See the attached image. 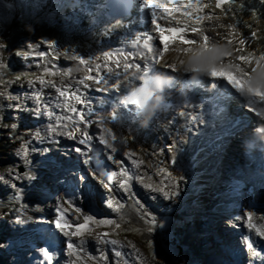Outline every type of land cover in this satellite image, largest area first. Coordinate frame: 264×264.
Segmentation results:
<instances>
[{
  "label": "snow or ice",
  "instance_id": "snow-or-ice-1",
  "mask_svg": "<svg viewBox=\"0 0 264 264\" xmlns=\"http://www.w3.org/2000/svg\"><path fill=\"white\" fill-rule=\"evenodd\" d=\"M179 3L180 6H177ZM237 0H216L215 7L220 8L222 11L225 4H235ZM171 6L166 5L162 0H141V7L145 10L147 16L150 18V24L152 27V34H144L143 36H137L135 38L133 47L138 45L141 40H143V47L146 52L131 51V50H117L113 51H101L98 55L92 57H83L73 53L71 59L78 60L79 64L86 65L85 71L92 73L95 71V75H85L78 78L77 82L87 91H98L105 95L109 91L115 93L119 92L120 85L122 82H127V85L134 86L131 88L130 92H126L123 99L117 100L115 103H110L108 107L102 111L97 112L92 104V101L87 97L85 91L81 88H75L71 85L68 89L63 87H58L55 83L51 81H45L41 76L39 78V84L41 87L47 86L52 87L57 94L56 105L58 108L67 111L69 114L66 116H60L56 121V124H60L62 121L70 122L73 127L71 131L59 132L57 126L50 125V131L53 134L64 136L68 139L77 141L75 132L80 131L82 133V138L77 142L83 147H74L73 152L79 153L81 157V162L85 166H90L92 171L88 175L93 178H98V176H103L104 179H100L99 183L103 185L109 192H111V183L118 184L119 188L124 191L128 190L130 186V181L134 178L139 179L135 173L131 172L125 165L123 159H119L115 156L117 152V147L114 146L117 141V133L113 130V127L108 125L120 126L123 122L124 115H122V110H127L129 114L134 116L146 117L148 115V110L154 100V98L159 95L158 87L163 86L167 89L171 87V83L166 81L163 77L167 75L159 69L156 65L160 64L164 60L165 54L170 51V46L175 45L177 42L181 45H187L185 49L173 48V51H183L185 55L189 58L187 60H181V71L184 73L191 74V81L195 82L197 85L200 83L201 78H211L213 80H219L223 82V86L242 97L243 104L248 108L249 111H256V107L259 106L260 112L257 114L264 115V69L261 65L257 63L256 69L253 73L249 74L244 72L239 65H234L231 62L225 64V58L232 57L233 51L228 47L220 46L217 43L210 46V38L207 34H204L203 30L200 28H188L185 24L184 27H178L171 23L175 19V15L179 13L184 17H189L200 23L205 18L207 19H219L215 17L212 13H205L204 15H197L196 13H201L203 9L209 7V3L205 0H188L187 4H184L182 0H169ZM243 7V5H242ZM235 15V13H233ZM184 23L183 21H176V24ZM117 27L124 26L122 22L117 21ZM221 27H229L235 29L236 25H220ZM251 27V25H247ZM189 33H197L202 37V42L197 39L191 38ZM236 33L230 32L229 35H234ZM256 38V32L253 31L250 37L239 39L240 45H246V43L252 39ZM227 39V44L232 45L233 40L225 37ZM47 43V48L55 49L57 46L53 42L41 41L40 44ZM199 45V47H191ZM40 45L38 44L37 47ZM6 45L0 43V48H5ZM27 49H32L33 45L31 43L26 45ZM47 48L44 51L39 52V57L43 58L47 55ZM241 48H236L235 51H241ZM214 53L213 55H206V53ZM151 54V55H149ZM22 58H28L32 55L30 51H25L21 53L17 52ZM250 56H255V51L249 54ZM236 59L241 62L251 63V60L244 56H238ZM137 60L144 61L143 64L137 62ZM260 61H264V54L259 56ZM100 61V62H98ZM95 62V68L93 69L92 64ZM2 66V65H0ZM165 67L171 69L172 71L177 70V65L174 63H165ZM235 69V71L231 69ZM129 70H132L131 72ZM49 70L45 69V74H48ZM51 74H55L53 71ZM21 77H17L20 79ZM91 81V83H88ZM34 81H29V84H34ZM99 86V87H94ZM62 98V99H61ZM35 100L38 102V111L41 114H46L50 119L55 116V112L51 110V106L46 103H41L42 97L38 92L35 96ZM167 105H161L160 108H166ZM183 108L187 109L193 107L198 109V105H182ZM179 115L184 117L186 120L192 123H201V117L190 114L185 111H180ZM78 118V119H77ZM95 118V119H92ZM93 123H98L101 125L100 133L90 134L88 129L93 125ZM81 125L83 127H81ZM64 128L68 127V124L62 125ZM39 137V133H37ZM109 138L112 143L109 142ZM42 139V138H41ZM95 139V143H93ZM58 142V141H57ZM120 144L127 143L126 139H120ZM97 145L102 146V149L97 150ZM175 146L170 145L168 151L172 152ZM110 150V151H106ZM19 155L21 158H26L28 156V149L24 148L20 151ZM125 156L135 155V153H124ZM104 156L107 161H110L118 166V170L115 171H103L98 172L99 165L101 163L100 157ZM25 163H29L25 159ZM171 163H176V158L173 155L171 158ZM132 164L139 166L138 162L133 160ZM165 171L168 176H171L176 183L172 184L171 191H165L161 187H153L152 185H147L154 192H159L166 199H171L173 196L179 195L178 192V181L183 179L182 177L173 176L171 171L167 169H161ZM25 176L30 180H35L34 175L25 174ZM118 177H123L122 180H118ZM15 179H22L21 176H15ZM0 177V180H3ZM87 176L78 175L75 177L76 191L72 193V196L65 198L61 197L60 202L56 204L57 218L50 221L53 225L54 230L58 237L66 238L64 243L66 245V250L68 253L74 257L71 264H76L80 260L79 252L83 251L82 245L74 242L72 237H83L85 231L91 222L96 224H112L113 221L106 219H95L91 214L84 215V223L75 226L74 231H66L65 228L68 225V220L65 219L64 204L69 203L75 206L77 201L82 199H87L91 193L87 190L85 181ZM109 181L111 183H109ZM85 184L83 189H80V185ZM12 187H16L15 184ZM73 197L75 199H73ZM107 206L112 208V200L108 199ZM76 212H80L81 209L77 206L75 207ZM118 210V209H116ZM247 225L249 229H256L259 236L264 237V231L260 229L255 224L251 223L253 213L249 211L246 213ZM22 222V221H20ZM148 223L155 226L156 220L153 216ZM116 228H119V224H115ZM135 231H140L135 229ZM152 231V228H149ZM108 233H103L102 236H107ZM103 243H110L112 245H117L116 240H103ZM151 246V242H149ZM134 247V246H133ZM249 250H251L256 256H261L260 252H257L253 247L252 243L247 244ZM115 256L120 257L122 253L120 251L114 252ZM41 256L43 257L44 264H51L55 257V253L50 252L47 248L41 249ZM264 259V257H262Z\"/></svg>",
  "mask_w": 264,
  "mask_h": 264
},
{
  "label": "rangeland",
  "instance_id": "rangeland-1",
  "mask_svg": "<svg viewBox=\"0 0 264 264\" xmlns=\"http://www.w3.org/2000/svg\"><path fill=\"white\" fill-rule=\"evenodd\" d=\"M11 1H13V0H11ZM14 1L16 2V0H14ZM249 2H247V3H249ZM259 3H260V6L257 7L258 10H254L253 8L244 9L242 6H237L236 8L238 10L237 11L233 10V12L235 13V15H233L234 19L239 20L238 22H240L241 24H244V25H246L247 22H248V24H252V23H253L252 25L255 24V26H253V27H257L255 32H260V29L264 30V0H260ZM19 7H20V9H19L20 15L17 19V22H18L17 25H20L22 27L21 33L19 35H17L13 32H11L9 34H8V32H5V34L1 37L2 43L5 44L8 49L4 51L0 48V65H2V66H0V96L2 95V93H6L9 95L11 94V97L13 95H17V94H19V92L22 89L19 85L23 81H29L31 79L39 77L38 73H36L35 75L34 74L33 75L22 74L25 76H22L19 80H16L15 76L11 73L12 68L16 69V71L19 73H23L22 68L20 67L22 65V61L26 62V60H31L37 56V54L32 53V55L30 57L22 58L20 55H17V52L20 51L21 53H23L25 51H31V49L26 48L27 44L31 43L33 46H37L38 44L40 45V42L46 38V35H38V37L36 39H34L33 38L34 33L28 34V32L25 31V28L31 29L32 27L26 26L23 23L27 19V18L22 19V17H23L22 11H24L25 9L21 5H19ZM3 10H6V14H4ZM229 10H228V12H229ZM13 11H15V10H13ZM217 11L220 13L219 10H217ZM11 12H12V10L10 7H4L2 4H0V14L7 15ZM230 12H232V11L230 10ZM223 13L226 16L225 18L229 17L228 13L225 14V11H223ZM243 16L245 18H242ZM235 17H237V18H235ZM246 19H247V22H246ZM46 21L48 23H50L47 19H46ZM219 22L217 23V25L212 26L211 28L213 29V31H215L217 28L220 30V33H221L219 35L220 41L223 42L224 46H226V45L228 46L227 39H225V37L232 39L229 36V30L232 29V32H233V28L221 27L220 25L229 26V24L228 23L225 24V21L224 22L221 21L220 23ZM46 24L47 23H45V25ZM4 27H6V26H4ZM4 27H2V28H4ZM37 28L38 27H35L34 29H37ZM43 29H45V28H43ZM248 29L252 31V27H248ZM125 34H128V33H125ZM261 35H263V36L258 42L252 43L250 46L241 45L240 47H238V48L242 49L241 51H239V55L244 56V57L248 58L249 60H251L252 66L248 62H241L240 60H238L240 63L243 64V71L248 72L249 74L253 73V70L256 69V66L258 63L257 61L259 60V55L264 54V34L261 33ZM113 36L116 38V41H117L118 35L113 34ZM51 37L53 38V35H51ZM213 38L215 40V35L213 36ZM55 44L57 46L56 41H55ZM46 45H47V43H46ZM46 48H47V46H46ZM55 49H56V52L54 51ZM55 49H52V50L54 51L53 56L56 59L58 58V55H60L62 52H68L67 50H63V49H58V50H57V48H55ZM116 50H117V48H116ZM253 51H255L254 57L249 55ZM71 53L73 54V52H71ZM5 55H6V60H8V58H11V59H13V61H9V62L5 61ZM18 59L20 61L19 64L18 63L15 64L14 62L18 61ZM67 59H69V58H67ZM235 60H236V58H235ZM238 61L237 60L235 61L236 65H237ZM78 65L79 64L74 65L73 69L77 68ZM240 68H242V67L240 66ZM69 69L70 68L67 67L66 68L67 71L63 74V77L65 78V80L67 78L70 80V78L67 77L69 75ZM31 72H33V71H31ZM36 72H38V71H36ZM85 73H86V71H85ZM44 74H43V77H44ZM18 76H20V75H18ZM50 79L58 81V82H63L62 76H58L57 78L51 77ZM72 80L74 82H76L77 79L76 80L72 79ZM66 83H68V82H66ZM109 92H111V91H109ZM14 104H15V101H13V100L8 101L9 106H11V105L15 106ZM0 109H2L1 105H0ZM12 110L8 109L6 111V114H4L3 116L0 117V140H2V146L0 147V177L4 178L3 180H0V181L6 182L9 187H11L12 185L10 182L11 180H8V176L12 174L13 170L15 169V165H16V161H13L12 157L14 155V152H17V150L21 147V145H19L18 143H15V142H11V140L9 139V136L12 135V125H9V124H13V120L14 121L16 120V118H13V120L11 119L12 113H13ZM19 114H20L19 112L14 113L15 116H18ZM183 118L184 117H182V120H183ZM5 120H8V121H5ZM97 129H99V130H97ZM93 130H94V133H100V127H93ZM123 132H124V130H123ZM90 134H91V132H90ZM61 138H64V139H62V141L59 143V145H62L64 140L66 139V137H64V136H61ZM78 138H81V136ZM68 140L71 141L72 139H68ZM78 140L79 139H77V141ZM77 141H73L71 144L66 143L65 146L71 145L72 149H73L78 144ZM49 144H51V143H49ZM158 145L161 146V144H158ZM159 146L157 147L158 149H159ZM132 147H135V146H132ZM132 147L130 148V150H128L127 153H133L134 152L135 155L126 156V158L130 157L129 158L130 160H128V159L127 160L130 163H132L133 160L138 159V156H140L139 157L140 159L138 160V162L141 163V164H139V168H140V176L138 179L139 185H136L134 187V189L135 188H137V189L141 188L142 191L145 192V196L147 197V200H149V201L144 200V198L141 201L140 193H138V196H135L137 194L138 190L135 194H131L129 192L123 194V196L125 198L130 199L132 202H133V198L135 196L134 203L137 206V209L140 211V213L138 214V218L134 215H132V216L125 215L126 216L125 217L123 215V212H120V208L117 205L116 200H114V199H112L114 201V202L112 201V204H113L112 208H109L107 206L108 198L107 199L105 198L106 201H104V202H101V200H100V203H99V206L101 205L103 210L107 209L113 213L116 212V215L115 216L113 215L111 217H114V218L116 217V219L120 222V223H118L120 225L119 228L112 227V228H110V230L105 229L102 232V234L108 233V235L103 236V237H105V240L106 239L110 240V241H111V239L116 240L118 242L117 247L121 248L123 254L126 257L129 258L130 256H133V254H135L134 258H137V255H138L139 260L140 261L143 260V262H141L143 264H214L215 262L216 263L219 262V258H221V257H217V256H223V250L222 251L219 250L218 247L220 246L221 248L226 249V246L224 245V244H227L225 236L227 235L228 238H230V237L232 238V236H230V231H229L231 228H233L234 230L237 229V231L238 230L241 231L240 233H243L244 230H248L251 232L256 231L255 228L253 231V230L249 229L247 224L246 225L243 224V218L241 217L240 214H237L234 216H232L231 214H228V216H232L231 217L232 219L229 218L228 216H224V218L219 216L222 218V220H220L219 218H218L219 219L218 220L216 218L217 221H214V219H213L214 215H212V214L210 215V213H207V209H208L209 205L207 204L206 201H204L205 197L208 196V194L202 195L200 197L199 196H192V197L189 196V197L184 199L183 198L184 195L181 193L180 197L182 198V202H185L187 205V208H188L187 210H185L183 212V215L187 218V223H189V224L183 223L181 221L175 222V221L168 220L167 218H170V216H169L170 213H168V211L170 209H174V205H177L178 195L173 196L171 199H166L159 192H155L156 194H154V195L151 194L154 191H152L150 188H148L146 186L152 185L153 187L164 188L165 191H171L172 184L176 183L177 181H174L171 176H168L167 173L165 171H161V169H167L168 171H171L173 176H174V173L171 169L172 163L170 160H169V163H166L165 161L161 160L160 158H157L158 156L154 157V158H157V161H153L154 159L148 157L147 153L144 152L146 150L145 148H139V149H136V151H135V150H132L133 149ZM142 150H144V151H142ZM124 152L126 153L125 150H124ZM124 152L122 154H124ZM154 155H156V154L154 153ZM145 157L147 159H151L150 161H153L151 164H154V166L149 164L147 162V160L145 159ZM207 157H209V155ZM30 158L32 159V157H30ZM29 163L32 164V166H33L32 168H35V170L40 171L39 162H29ZM33 163H36L35 166ZM135 166L136 165H134V167ZM27 167L28 166L26 165V168ZM172 167H173V165H172ZM43 168H45V167H43ZM43 172H45L44 169H43ZM137 175H138V173L136 174V176ZM180 182H181V180H180ZM187 182H188V178L183 177V182L179 183V181H178V189L177 190L180 191V185L179 184H181L182 186H185L187 184ZM204 182L205 183H203V185H209L210 187L213 188V190L210 192L209 195H212L214 192L219 193V190L217 188H215L217 183H216V181H214V178H205ZM135 183H136V179L134 178L133 184H135ZM199 183L200 182L196 183L194 181V179L191 180V184L196 185L195 187H197L198 185H201ZM28 185L31 187H35V185L32 182H30ZM36 185H37V187H40L39 190L45 189V188H41L42 185H40V184H36ZM217 186L219 187V185H217ZM31 187H30V190H31ZM37 194H39V193L37 192L36 196H35V191H34V192H32V194L28 193V196H31V197L36 199V198H39L37 196ZM113 194H114V192H113ZM186 194L189 195L188 193H186ZM41 196H43V195H41ZM107 196L111 197L109 195L108 191H107ZM157 197H160V199H157ZM118 200L121 202L124 201L123 198H121V200L120 199H118ZM5 202H9V201H5ZM194 202L195 203L198 202L197 207H192V206H194ZM28 206H29L28 211H31V212H34L35 209H38V207L34 201H31L28 204ZM200 206H202V208H200ZM243 206H245V205L242 204V206H241L242 210L245 209ZM48 208H50V211L52 212V207H48ZM133 208L134 207L131 205L127 210H125V213H128V215L133 214L134 213ZM116 209H118V210H116ZM118 212H119V214H118ZM129 212H132V213H129ZM14 213H16V212L15 211H6V210H4L2 213L0 212V214L5 215V220H3V223H2V224H4L3 227H5L3 230L5 234L10 233L11 235H13V233H15V231H13L12 229H9V227L12 225H14V227L17 226V221L15 220V218L13 216ZM172 213H173V210L171 212V215H172ZM6 214H8L9 216H7ZM26 214L29 217H24L23 224L29 226L30 228L36 227L41 222H44L47 224V220H42L41 218H36V217H34V215H32L29 212ZM47 214H49V211H47ZM2 215H0V219H1ZM82 215L80 216L79 214H77V212H73V211L69 212V216L71 217V222H70V225H68V228H65V230L66 231H74L76 225L84 222V215L83 216ZM263 215H264V212H263ZM104 216L106 217L107 215L104 214ZM153 216L155 217L156 222H159V223L161 222L162 229L164 227H173V229L167 228L166 230H164L163 237L166 235V237L168 238L167 242H165V240H161V237L156 233V227H155L156 225L153 226L150 223H148V221ZM129 217H131V219H130L131 222L128 221L126 224L125 220H128ZM149 217H151V218L149 219ZM164 217H166V218H164ZM124 218H125V220H124ZM163 219H165V220H163ZM238 221H240L241 224H239ZM8 222H11V225H9ZM262 225H264V221H262L261 224L259 225L260 229L264 231V227ZM159 226H160V224L157 225V227H159ZM242 226H245L244 230L241 229ZM179 227L182 230L186 229L184 231V234L182 233L181 244L176 240V234H177L176 230ZM149 228H152V231H149ZM187 228H190L192 231H189ZM135 229H139L140 231L139 232L135 231ZM171 230L173 231V233ZM215 231H216V233H218V235L219 234L221 235V236H219L220 239H219L218 235L217 236L214 235V234H216ZM239 231L233 233V236H234L233 239L234 240H236L238 238L235 235L238 234V236H239ZM4 233L2 235H5ZM55 236H56L55 239L61 240V237H58L56 233H55ZM254 236H257V235H254ZM20 237L22 240L26 241V244H22L20 239L16 236L14 238H15V241L18 242V246L17 247L11 246V248H10V240L7 242V244H5V243L3 244L1 242V239H0V246L3 244L2 247L7 249V250H5L3 248L0 249V264H10V263H14V262L17 263V260H20L21 257H23L25 264H31L34 261V258L32 260V256L26 255V252L29 251L30 247H32V246H35V247L38 246L39 247V242H40L39 240H40L41 236H39L40 238L38 239L37 236H33L32 234L28 233V234H22V235H20ZM257 237H258V239H257L258 243L256 242V245L262 246L263 250H264V246H263L264 237H261V236H257ZM42 238H45V235L42 236ZM93 238H94V241L88 242V246H89V248H91L88 251L94 253V250L98 249L97 252L94 253L96 255L95 258L97 256L100 257L101 253L104 256V260L102 258L101 259L100 258L95 259L97 264H109L108 262H110V264H111L113 261L112 257H113V255L115 256L114 250L110 254H108L109 256H106L104 254V250L102 249L104 238L103 239L101 237H93ZM215 238L217 241H215ZM221 240H222V242H221ZM229 240L231 243L233 242L232 239H229ZM96 241H98V242H96ZM163 241L165 242L164 249L161 248V246L163 247V245H162ZM209 241L212 243V245L210 247H208V249L202 255H200V253L197 251V248H200L199 246H201L200 245L201 243H205V242H209ZM149 242H151V246H150ZM217 242H218V246L216 244ZM40 245H41V242H40ZM196 245H197V248H196ZM113 246H115V248H116V245H113ZM38 247H37V249H38ZM27 248H29V250ZM158 248H161L160 251L158 250ZM38 251H40V250H38ZM118 251H120V250H118ZM64 253H65V257L62 258V260H60V261H62V263L71 264V262L73 260H76V257L70 255L68 253V251L66 250V248H64ZM208 254H209V257H207ZM79 255H80L81 259L78 261H82L81 264H84V261L86 264H93V262L91 260V258H93V257H90L89 255H88L89 257L87 255L83 256L84 254L83 255L79 254ZM212 256H214L215 258ZM83 259H86V260H83ZM213 260H214V263H213ZM254 260L257 261V259H254ZM87 261H89V263ZM104 261L105 262L108 261V262L105 263ZM131 262H133V261H131ZM119 263L123 264L120 257H118V261L116 264H119ZM136 264H138V263H136ZM219 264H221V263H219Z\"/></svg>",
  "mask_w": 264,
  "mask_h": 264
},
{
  "label": "bare ground",
  "instance_id": "bare-ground-1",
  "mask_svg": "<svg viewBox=\"0 0 264 264\" xmlns=\"http://www.w3.org/2000/svg\"><path fill=\"white\" fill-rule=\"evenodd\" d=\"M13 1H11V0H0V4H2L4 7H10L11 10H12V12L9 13V14H7V15L0 14V31L2 30L1 29L2 27L6 26V32H8V34L11 33V32H13V33L19 35L21 33V28H22L20 25H17V23H18L17 22V19H18L19 15H20V12H19L20 7H19V5H21L24 9L31 8L32 6L34 7L33 9H35V4L31 5L29 3L28 4L22 3L20 0H16V2L15 1L13 2ZM241 1H243L244 5H246V6L249 4V3L245 2L244 0H241ZM247 1H250V4L249 5L253 4V9L254 10H258L257 9V7L259 6L258 0H247ZM205 2H208L209 3V7L203 9V11L201 13H196L197 15H204L205 13H212L215 16V14H217V13L218 14H222L219 19H215V18H213V19H207V18H205L202 21V23H199L198 24L199 27H200V29L203 30L204 34H210V42H209L210 46L212 44L217 43V42H218V44L220 46H224L223 42L220 41V38H219V35L221 34L220 33V30L217 28L215 31H213V29L211 28L212 26L217 25V23L219 21L220 22L221 21H223V22L225 21V24L228 23L229 25L231 24V25H236L237 26L235 29H233V32L236 33V34H234L233 37H232V40H233L232 45L231 46H227V45L224 46V47H228L230 50L233 51V56L232 57L225 58V64H227V63L231 62L230 61L231 59H235L238 56L237 53H236V51H235V45L239 43V39L250 37V34L252 32H249L248 31V28H247V24H248L247 19H246L247 24L244 25V24H241L240 22H238L239 20L234 19V17H230L229 16V17L225 18L226 16L224 15L223 11L220 8H216L215 7L216 0H206ZM177 6H180V5L177 4ZM227 7H230L231 8L232 14L234 13L233 10H236L237 11V8H236V6H234V4H225V5H223V9L226 10ZM53 9H54V12L57 11L56 6H54ZM13 10H15V11H13ZM217 10H219L220 13ZM3 12H4V14H6V10H3ZM227 13H228V11H227ZM137 15H140V19L142 21H137L135 19V16H134L132 18H128L124 23H122L124 25H128V30H123L122 27H118V29H120V30H113L112 32L108 33V35L105 34L106 36L104 35V36L100 37L99 39L91 40L90 43L84 42V39L83 38L72 37L70 34L60 33L58 31L57 32H54V33H52V35H53V39L57 43V47L56 48H57V50L58 49H63V50H67L70 53L73 52L76 55L83 56L85 58L98 55L101 51H113V52H115L117 50H123V46H126V44H123V43L122 44H119L118 41H116V38L113 36V34H116L117 35L119 33L118 31H121L122 34H125V33H128L129 34L130 31L133 29L134 26H135V28H140L141 31H144L145 29L151 30L152 27H153L150 24V18L147 16V14H146V12H145L144 9H139ZM22 16H23L22 19H26L27 18L25 20L27 22V25L26 24L25 25L26 26H29V27H32L31 29H28V28L26 29L25 28V31H27L28 34L29 33L30 34H33L34 33V30H36L38 34L44 35L45 29H43L42 27H39V24L41 23V17H35L33 19H30L31 14H29L26 10L22 11ZM235 18H237V17H235ZM242 18H245V17L243 16ZM46 19L49 22H51L50 14H47V18ZM189 19H190L189 17H184V16L180 15L179 13H177L175 15V19L172 20L171 23L174 24L175 26H178V25H182L183 23L176 24V21H183V22L185 21L186 23H190ZM65 22H66V24H69L68 21H65ZM109 23H114V25H116L117 20H112ZM190 24H192L194 27L196 26V24H194V22H191ZM252 24H249V25L255 26V24L254 25H252ZM47 25L48 24H46V26ZM35 27H38V28L37 29H34ZM47 27H50V26L48 25ZM87 28H88V30L90 32H94V28L91 27L90 25H88ZM254 30H256V28ZM66 31H68V29ZM131 35H133V34H131ZM189 35L191 36V38H194V39H197V40L200 37L199 34H197V33H189ZM214 35H215V40L213 38ZM134 37L136 38L137 36H134ZM198 41H201L202 42V37ZM187 47H190V46L181 45V44H179V42H177L175 45H171L170 46V51L165 54L164 60L161 61V63L159 64L161 66V68H164L165 70L169 71L170 69H168V68L165 67V63L166 62L167 63H174V64L177 65V70L175 71L176 75L177 76H181L182 74H184V72L181 71L180 61L181 60H187L189 57L187 55H185L183 53V51H173L171 49H173V48L185 49ZM191 47H199V45L191 46ZM116 48H117V50H116ZM213 54L214 53H211V52L206 53V55H213ZM149 55H151V54H149ZM98 62H100V61H98ZM137 62H139L141 64L144 63V61H141V60H137ZM258 63L261 65V68L264 69V61H260L259 60ZM232 64L236 65L235 62L232 63ZM92 66L95 68V62L92 64ZM86 67H87L86 65L79 64L77 66V68L73 69L72 73L74 71L75 72H78V71L85 72ZM231 70L235 71L234 68L231 69ZM129 71L131 72L132 70H129ZM86 75H89V73L86 72ZM205 79L207 80V83H208L209 86L215 84L216 82H220L219 80H213L211 78H205ZM66 82H69V79L68 78L65 80V83ZM88 83H91V81H89ZM95 87H99V86H95ZM128 87H129V85H127V82H122L121 85H120L121 91L127 89ZM116 98H117V96H116ZM90 100H92V102H96L95 101V98L94 99H90ZM106 100H107V98H105L104 96L98 98V101L100 103L99 106L97 107L98 110L100 109L101 111H104L103 109L105 107L104 108H102V107L103 106H106V103L107 102L110 103L112 101L111 99H109L108 101H106ZM240 103L243 104L242 101H240ZM97 108H96V110H97ZM180 111H185L187 113H189V111L188 110H185V109H179L178 110L177 123H178L179 126L184 127V130H186L187 124L184 122L185 119L183 118V120H182V117L179 115V112ZM259 112H260V109H259V106H257L256 107V111H250L249 114L253 117V121L254 122H258L262 126V125H264V115L257 114ZM190 114H194V113L191 112ZM222 115H224V113ZM221 122H222V118H221ZM108 126L109 127H113V130L117 133L118 139H117V141L114 144V146L117 147V149H118L117 152L115 153V156L117 158L123 159V160H125V159L130 160L129 159L130 157L129 158L128 157L126 158V156L124 154H122V153L124 152V150L127 153L128 150H130V148L132 146H135V147H132L133 148L132 150H136V149H139V148H145L146 150L145 151L142 150V151L146 152L147 153V156L150 157V158H153L154 159V157H157L158 156V151L161 148V146H159L158 144H161V140H158L157 141L158 144L156 143L155 145H153L152 143H146V142L143 143V141H144L143 140V137H144V134L146 132H148L147 130L146 131H142L141 135L139 137H136L135 135H130L129 133H127L126 130H125V126L124 125H120V126L116 127V126H113V125L110 124ZM92 127H100V129H101V125L98 124V123H94L92 125ZM209 127L210 126H207V128H209ZM262 128H263V126H262ZM71 130H72V128H70L69 131H71ZM97 130H99V129H97ZM123 130H124V132H123ZM220 130H221V127L219 126L218 131H220ZM76 136L77 137H80V136H78V134H76ZM81 137H82V133H81ZM152 137H155V133L154 132H149V139L152 138ZM120 139H126L127 140V143L120 144L119 143V140ZM94 141H95V139H94ZM111 143H112V141H111ZM147 144H149V146ZM158 146H159V149L157 148ZM150 147H154V151H152ZM210 150H212V149H210ZM226 150H228V149H226ZM229 152H231V151H229ZM229 152H226L224 155H222V160H225L226 154L229 153ZM154 153L156 155H154ZM236 154L239 155L240 152L239 153H236ZM208 155H209V157H206V160L207 161H210V163H212L214 161V159H216V156H214V153H211V155L208 153ZM139 157L140 156H138V160L140 159ZM58 159H60V158L57 157L56 153H54L53 160L56 161ZM74 159H75V156L73 155L71 159H68L67 160V164H70V162H72V160H74ZM148 160H151V159H148ZM52 163H54V162H52ZM35 164H34V166H35ZM81 164H82V162H81ZM138 164H141V163L138 162ZM61 165H62V163H61ZM151 165L154 166V164H151ZM27 166H28L27 167L28 169L33 167L32 164H30V163H28ZM39 167H40V171L39 170H35L33 172L34 173L33 175H41L42 173H44L43 172V169H44L43 167H45V165L42 163V164L39 165ZM72 168L73 167H66V166H64V167H61L60 168V171H59L58 167H53V168H51V170H53L54 172L57 171L58 174L60 173L59 175H62L61 173L67 172L68 170H71ZM137 170L140 172L139 166L138 167L135 166V171H134L135 175L138 173ZM44 171H45V169H44ZM121 178L123 179V177H121ZM70 179H71V181H74L75 180V177H71ZM117 179L118 180H121L120 177H118ZM31 182L36 187H37L36 184H40V185L45 186V187L49 185L47 182L45 184H43L42 182H39L38 180L37 181L34 180V181H31ZM85 184H86V187H88L89 184H88V181L87 180L85 181ZM85 184H81L82 189L85 187ZM132 184H133V180L130 181V187H128V190L127 191L119 190L118 188H113V190L111 192H109L106 188H104L103 186L100 185L99 188H98L99 197L101 195H103V194L107 196V191H108L109 192V195L112 197V199L116 200L117 205L119 206L120 209H122L123 212H125V210H127L132 205L134 207L133 208V212H135V214H136V211L137 210H136V208L134 206V203L130 199L125 198L123 196L124 193H128L129 192L131 194H135L137 192V190H138L137 188H135V189L133 188L134 190L132 189ZM227 187H228V185H222V187L220 188L221 190L219 189V192L220 193L218 194L219 196L216 197L217 198V201H215V200H209V201H207V203L213 202V203H211V207L209 208L210 211L212 209H214V208L217 207L216 210H215L216 211L215 214H212V215H214L213 216L214 221H217L218 218L220 220H222L221 217L224 218V216H228V214H231L232 216L237 215V214H240L241 217L243 218V224L246 225L247 224V216H246V213H248L249 211H251L253 213V216H252V219H251V223L252 224H255V225H257L259 227V225L261 224V222L264 221V215H263L264 207H262L261 205H259L258 208H256V209H249V208H247L246 204L244 202H241V201L239 202V204L241 206H242V204L245 205V206H243L245 208L244 210H242V209L237 210V208L234 207V205L232 207H230L229 202L228 201H223L222 198H221V197H223V198L224 197H229V196L232 195V193H231V195H229V192L232 191L231 190V187H229V190H230L229 192H227ZM232 187H234V186H232ZM37 188H40V187H37ZM64 190L67 191L68 190V186H66L64 188ZM34 191L36 192L35 189H34ZM113 192H114V194H113ZM151 194L154 195L156 193L155 192H152ZM234 195H237V194H233V196ZM111 197H109V198H111ZM121 198H123L124 201L121 202V201L118 200V199L121 200ZM233 200H236V198L231 196L230 197V202L233 201ZM82 208H83V212H82L83 215H85V214H91V215L94 216L95 219H106V220H109V221H113L114 222L112 224H100V225L96 224L95 222H91L89 224V226H88V229L85 231L83 237H73L72 238L74 240V242H76L77 244H80L81 241H83L82 247L85 250L84 255H87V256L89 255L90 257H95L96 255L94 253H96L98 249H95L94 250V253L89 252L88 251V249H89L88 242L89 241H91V242L94 241V238L93 237H101L102 238L103 237L102 236V232L105 229H110L112 227H115V224H118L119 221L115 220L114 217H111V216H113L114 213L116 214V212L113 213L110 210H102L104 212L101 211V213H104L105 215H107L105 217L100 212H98L97 210H94L91 207L85 208V205H82L80 207L81 211H82ZM210 211L207 210V213H210V215H211V212ZM129 213H132V212H129ZM217 214H219V215H217ZM125 215L132 216V215H134V213L133 214H129V215H128V213H125ZM219 216H221V217H219ZM232 216H228V217L231 218ZM238 223L241 224L240 221H238ZM262 226L264 227V225H262ZM244 228H245V226H242L241 227V229H243V230H244ZM250 230H253L254 231V228L253 229H250ZM229 231H230V236H232V238L231 237L228 238L227 235L225 236L226 241H227V244H224V245L226 246V249H223L220 246L218 247L219 250H221V251L223 250V254L225 256L227 254H229V253L231 254V253H233L235 251L234 249L233 250H230L227 247H228V245L231 244V242H230L229 239H232L233 242H234L233 233L234 232H238L239 230L237 231V229L234 230L233 228H231ZM239 232H241V231H239ZM247 232H251V231L244 230L243 233H247ZM215 233H216V231H215ZM252 233H253L254 240L257 242L258 241L257 240L258 239L257 236H259V235L257 234L256 231H254ZM217 235H218V233H216V236ZM254 235H257V236H254ZM219 236H221V235L219 234L218 237ZM103 238L105 239V237H103ZM219 239H220V237H219ZM23 241H24V244H26V241L25 240H23ZM215 241H217L216 238H215ZM221 242H222V240H221ZM216 244L218 246V242ZM263 246H264V244H263ZM256 247L257 248L260 247L261 256H256L253 252L250 254V256L253 258V260L254 259H257V261L254 260V264H261L262 262H264V259H262V257H264V250H263V247L262 246H259V245L257 246L256 245ZM102 249L104 250V254L106 256H109L108 254H110L116 248H115V246H113L110 243H108V244L103 243ZM212 257H214V256H212ZM217 257H222V256H217ZM117 259H118V257H117ZM89 261H87V262L89 263ZM81 262L82 261H78V262H76V264H81Z\"/></svg>",
  "mask_w": 264,
  "mask_h": 264
},
{
  "label": "clouds",
  "instance_id": "clouds-1",
  "mask_svg": "<svg viewBox=\"0 0 264 264\" xmlns=\"http://www.w3.org/2000/svg\"><path fill=\"white\" fill-rule=\"evenodd\" d=\"M161 97H157V105L160 103Z\"/></svg>",
  "mask_w": 264,
  "mask_h": 264
},
{
  "label": "trees",
  "instance_id": "trees-1",
  "mask_svg": "<svg viewBox=\"0 0 264 264\" xmlns=\"http://www.w3.org/2000/svg\"><path fill=\"white\" fill-rule=\"evenodd\" d=\"M167 228L169 229V227H165V228L162 229V231H163V235H164V230H166ZM165 236H166V235H165Z\"/></svg>",
  "mask_w": 264,
  "mask_h": 264
}]
</instances>
